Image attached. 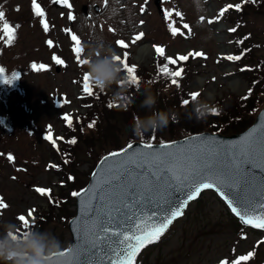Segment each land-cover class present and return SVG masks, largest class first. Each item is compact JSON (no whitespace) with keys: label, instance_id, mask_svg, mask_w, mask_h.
Wrapping results in <instances>:
<instances>
[{"label":"rangeland","instance_id":"obj_1","mask_svg":"<svg viewBox=\"0 0 264 264\" xmlns=\"http://www.w3.org/2000/svg\"><path fill=\"white\" fill-rule=\"evenodd\" d=\"M42 1L45 6L49 7L51 21L49 34L41 29L40 24L35 22L33 25L31 21L33 17L27 0H0V5L3 6L2 10L5 12V19H14L17 24H20V21L23 23L27 21L21 28L20 39L15 46L10 47L5 44V38L0 31V44L4 52L1 62L7 67L10 74L17 69L25 70V76L18 84L0 83V151L3 152V155H0V167L3 169L1 185L8 201V207L0 215V232L8 222L16 223L18 228H21L17 215L26 216L30 209L36 210L34 215L39 211L50 214L52 203L45 199V196L39 195L35 188L46 186L49 189L52 188L54 190L53 197L60 200L58 192L62 179L55 171L46 168V163L56 159V156L51 158L50 155L53 153L41 138L47 141L45 136L49 130L54 133L52 134L53 139L62 134L68 136V133H73L62 118L63 113L70 114L73 122V119L79 115L83 116L84 113L93 111V108L84 107L87 99H79L81 84L78 81H80L82 73L87 71V65L81 66L75 61L72 42L67 41L68 32L63 30L70 24L65 16L61 15L60 5L50 6L51 0ZM172 1L162 4L161 0H158V9L154 3L149 5L144 17L139 15L140 10L134 0H108L107 5L105 2L99 3L100 1L98 3H89L85 0L78 2V9L88 7L89 11V17L82 14L76 19V22L72 23V26L79 32L77 34L81 38L82 44L87 42L90 35L102 34L105 41L118 52L114 46L116 38H130L133 31H138L137 21L139 19L146 21V25L143 27L144 32L147 33L146 38L142 42L132 44L134 47L128 48V52L132 55L131 62L140 67L142 92L145 87L150 86L157 103L154 110L142 109L140 106H137L135 110L133 106L131 111L125 112L128 114L117 113L113 118L111 113L107 112L109 122H104L102 116L101 131L86 132L88 135L84 138L88 142L96 136L103 137V132L111 131L112 133L103 141V144H96L90 150L85 146H80L75 150L78 152V156L75 155L74 159L79 164L75 167L76 169H73L76 170L75 172L82 181L75 188L86 186L88 174L100 155L109 150L124 148L132 142L160 144V142L181 141L192 133L218 131H221L222 135L230 136L229 138L236 136L233 138L236 145L241 144L244 140L242 139L244 133L249 135V133H253V130H255L254 138L264 137V118L256 127L252 126L264 108V89L259 86L262 78L253 80L258 75H264V0L246 3L243 6L244 13L235 14L231 24L226 21L222 23L215 21L213 24H209L207 21L209 18H214L219 8L227 2H239L243 5V0ZM96 5L100 6L98 12L95 11ZM162 5H164L163 9ZM171 6L184 11L187 19L191 21V28L194 32L188 41L182 40L184 38L180 36L173 38L168 30V23H172L173 18L178 19L175 14L171 17V22L170 19H165V13L170 10ZM162 15L164 16L162 17ZM201 17L204 19L201 20ZM85 19L89 21V24L81 29V23ZM2 24L3 22H0V29ZM230 27H237L239 30L232 36L227 33ZM109 28L113 31H109ZM47 37L54 39L57 43L56 46H52V49L46 46ZM241 40L243 43H238ZM153 43L166 44L169 55L175 52H186L190 48H203L212 57L207 65L201 61L181 64L184 73L178 80L183 83V86L176 88L160 78L156 82L152 65L153 54L156 55ZM259 47L260 49H258ZM145 49L147 53L142 55ZM54 51L61 52L65 58L64 69L59 72L56 71L50 60V52ZM85 52L82 53V59L86 58ZM224 52L241 53L244 57L240 60L239 65L235 63L230 66L224 61L214 62L217 54ZM37 62L53 67L50 72L46 73L36 74V71L33 73L26 70L31 63ZM242 66L248 67L250 71L242 73ZM249 89L252 91L251 95L247 93ZM117 90L115 85L110 89H105L106 100L108 98L116 100ZM185 91L188 93L199 91L201 96L199 99L197 98L198 100L207 102L219 112L223 108L230 114L241 116L243 127L238 129L235 125H230L229 122H226L229 117L213 116L221 117L224 122L221 125L216 123L218 120L208 124L207 119L202 122L189 119L187 114L192 111V108H182L184 107L182 98ZM124 94L129 95V92L126 90ZM137 94L139 95V92ZM247 95L251 99H242ZM136 96L131 100H134ZM65 99L68 101L67 104L62 103ZM248 100L252 101L251 109L253 111H250V106L246 108L241 103ZM124 107L127 108V106ZM116 110L120 109H114V111ZM152 111L176 113L181 126L172 127L169 125L168 129L136 137L131 131L133 122L152 115ZM241 131L243 133L237 135ZM161 138L163 140H159ZM47 142L51 145L49 141ZM62 147H67V145ZM257 147L264 148V145ZM229 148L231 146L227 145V153L230 156ZM213 149L218 153L219 149L214 146V141H210L209 149L204 151L210 154L214 153ZM7 152L14 156V162L8 161ZM17 169L24 170L17 171ZM83 177H85V181ZM53 205L54 211L51 220L44 230L60 240L62 251H64L69 249L72 243L68 221L70 216L75 213V201L71 200V204H66L62 208H59L60 205L58 206L56 202ZM149 207H154V205ZM260 241H263V236L258 231L244 227L214 191H207L198 201L191 204L185 216L178 220L157 243L144 251V254L138 259V264H220L221 260H228L231 263L235 258L251 252ZM253 259L252 257L251 260Z\"/></svg>","mask_w":264,"mask_h":264},{"label":"snow or ice","instance_id":"obj_2","mask_svg":"<svg viewBox=\"0 0 264 264\" xmlns=\"http://www.w3.org/2000/svg\"><path fill=\"white\" fill-rule=\"evenodd\" d=\"M105 5H107L108 0H104ZM147 0H145V3ZM244 3L252 2L255 0H243ZM52 3L71 8L69 0H52ZM2 5H0V22H3L2 31L3 36L7 38L6 42L11 45L15 40L16 29L19 25L13 27L5 20V12L2 10ZM235 9L237 12L241 11L242 4L237 3L235 5L229 3L224 8H222L218 15L217 20L223 18L225 14L230 9ZM32 9L36 17H40V23L43 27L45 33L49 31V25L45 19V12L41 6L32 0ZM143 7L141 12H143ZM177 17L182 18V13L176 12ZM173 16L171 11L165 13V19L168 20ZM69 20H74L75 17L69 12ZM204 18L201 17V20ZM209 24L214 23L213 20L207 21ZM143 24V21H141ZM168 30L173 38H175L179 32V29L174 26V23H168ZM183 28L188 29L189 36L191 35V28L188 24H183ZM69 31L70 30H66ZM109 31L113 29L109 28ZM230 32L235 33L236 28H230ZM180 35H184L183 32H179ZM71 39L74 42L72 51L75 54L76 61L81 65H87L88 60L82 59V53L84 51L81 41L75 34H71ZM144 36L143 32L136 35L132 43L135 44L140 41ZM187 38V37H186ZM247 39V37H245ZM49 47H52L53 42L51 40L46 41ZM238 43H243V41H238ZM117 46L123 49L128 48V44L123 40L116 41ZM153 48L158 57H163L165 63L157 65V71L164 77L169 78L172 85L177 88L180 87V82L177 78H182L184 73V68L179 67L176 70L169 68V65H176L178 61H188L189 57H202L207 59L205 53L201 51L189 52L187 55H179L175 59L172 57H167L165 55V49L162 46L153 45ZM228 61H240L242 59L241 55H228L224 57ZM114 61L122 66V71L126 74V79L120 82V86L123 87L125 84L128 86L140 85L139 77L137 76V66H129L128 52L125 51L123 54V59L121 56H115ZM53 60L57 64L63 65L64 62L58 57L53 56ZM32 69L35 71L47 70V66L40 64L37 65L33 63L31 65ZM244 71V69H241ZM4 69L0 68V83L10 85L14 81L19 79V75L15 74L10 79L4 78ZM93 78L90 73L86 72L83 77V92L86 96H92L93 87H98L101 91L104 90L103 85L97 82L93 83ZM200 94L198 92L191 93V99L194 101ZM249 95H251V89H249ZM98 98V97H97ZM122 100H126V97H120ZM242 99H248V96L242 97ZM63 104H67L68 101L65 99ZM189 100L185 99L183 101L184 105H187ZM62 106V105H61ZM90 107V105H86ZM109 108L119 107L113 103L108 104ZM210 113L213 116L220 115V112L216 108H212ZM69 128L73 127V122L70 114H65L62 117ZM96 121L93 120L88 124V128H94ZM75 130V129H73ZM83 131V129H81ZM254 132L249 133L241 144L232 145L228 149L231 156V164L226 172H218L212 168L210 164H204L201 166L198 161L204 159V149L200 146L203 144H210L209 141H200V138L193 137L189 140L187 145H174L172 143L160 142L159 150L153 149L152 143H144L143 151L136 152L133 149L131 143L123 149L122 151L111 152L108 156H105L100 162L102 166V172L104 176L101 180L102 184L110 185L115 188H120L125 195L136 197L138 194L142 195L144 192L160 194L161 189L172 188L174 186H179L181 190L185 191L184 199L180 200L179 203L169 202L168 207L163 213L159 215H153L150 219L154 222H141L134 223L133 227L119 232L110 231L108 227H102L101 231L104 233V238L107 239L109 236L116 237L114 241L108 246V250L111 253L108 259L110 264H136V258L142 249L150 244H154L160 240V238L166 233L172 223L184 213V209L188 206L190 201L196 200L201 192L206 189H214L218 192L221 198L225 201L227 206L231 209V212L237 216L243 225H250L255 229L264 230V197H261L260 202H253L248 196H240L239 193L246 189H242V184H247L248 181L252 179V171L254 169H260L264 171V148H258V145H264V137L254 138ZM45 139L52 143L53 147H56V142L52 138L51 130L45 136ZM57 139L63 140V137H58ZM155 139V137H153ZM68 144H77V139L75 137L66 141ZM58 150V149H57ZM215 152L216 150L213 149ZM219 154V153H217ZM3 155V153H0ZM7 159L9 162H14V156L8 154ZM64 163H68L67 159ZM245 165L248 166V171H245ZM250 166V167H249ZM57 165H49V168H56ZM24 169H17V171H23ZM143 170V171H140ZM93 177H97V173L92 174ZM15 179V177H13ZM74 177L69 176L68 180H73ZM95 187V185H94ZM232 191L229 195L225 189ZM35 191L43 196H48L51 202V189H46L43 187L35 188ZM91 189H84L83 191H74L71 193L72 197H82L86 196ZM95 195V194H94ZM97 199H103V197L97 196ZM91 197L87 200L82 201V206L84 211L91 214L95 209L91 206ZM8 205L4 203L3 198H0V210L7 208ZM35 209H30L25 215H20L17 220L20 222L21 228H18L19 236L26 237L29 230L35 227L36 217L33 215ZM31 218V221L29 220ZM95 227V225H94ZM134 229V230H133ZM12 239H18L19 237L14 234H9ZM85 243H91L92 247H95L97 240L94 239L95 233L93 229H88L84 231ZM259 243H264L260 241ZM72 249L67 251H62L58 253L61 260H67L70 258ZM88 249L83 246L80 247V252L84 253ZM254 252H248L247 255H241L231 261V264H242V262L249 261L253 256ZM74 260H79V256L72 257ZM220 264H229L228 260H221Z\"/></svg>","mask_w":264,"mask_h":264},{"label":"water","instance_id":"obj_3","mask_svg":"<svg viewBox=\"0 0 264 264\" xmlns=\"http://www.w3.org/2000/svg\"><path fill=\"white\" fill-rule=\"evenodd\" d=\"M248 136L247 134L244 138ZM193 137L200 138V141H214V146L219 149V154L217 152L207 154L204 151V159L198 161V163L201 166L207 163L218 172H226L231 164V156L227 153V145H236L233 142V138L235 137L224 138L218 135L191 136L181 141L172 142V144L187 145ZM216 140L220 141L217 142ZM200 146L204 150H208L210 144L202 143ZM153 149L159 150V146L153 145ZM133 150L136 152L143 151V144H134L133 149L129 151ZM102 167H106V165L102 166L99 163L94 171V173L98 174L97 177L94 178L92 175L89 185L85 188L92 191L86 196L76 197V216L69 223V229L73 238L71 247L73 251L69 259L61 260V264H110L108 257L111 253L108 250V246L116 237L109 236L105 239L104 233L101 231L102 227H108L110 231L123 232L133 227L134 223L144 221L149 223L154 222L150 219L154 214L159 215L163 213L168 207L169 202L179 203L185 197V191L181 190L178 185L172 188L161 189L160 194L144 192L142 195L138 194L136 197L125 195L120 188L101 183L104 176ZM245 171H248L247 165H245ZM242 189L246 190L241 191L239 193L240 196L246 195L253 202H260L261 197H264V171L254 169L252 171V179L246 185L242 184ZM225 191L229 195L232 194V191L227 188ZM97 196L103 197V199H97ZM90 197L92 198L91 206L95 209L91 214L84 211L82 206V201ZM151 205H154V207H149ZM88 229H93L95 233L94 239L97 240L95 247H92L91 243H85L84 231ZM81 246L88 249V251L81 253ZM75 256H79V260L72 259Z\"/></svg>","mask_w":264,"mask_h":264},{"label":"clouds","instance_id":"obj_4","mask_svg":"<svg viewBox=\"0 0 264 264\" xmlns=\"http://www.w3.org/2000/svg\"><path fill=\"white\" fill-rule=\"evenodd\" d=\"M89 21L83 20L81 29L88 26ZM86 49L87 71L90 73L94 82L103 85L104 89H110L113 85H120L126 77L122 75V66L114 61L118 56L117 50L106 42L103 35H90L84 45ZM127 84L120 87L115 98L120 99L125 96ZM142 95L141 107L154 110L157 100L151 92V88L145 87ZM212 107L205 101L197 100L193 103L192 111L188 113L189 119H195L198 122L205 121ZM176 121V113L165 111H152V115L143 119L136 120L131 126V131L136 137H143L145 134L162 130L170 122ZM17 235L18 239H12L9 234ZM62 252L60 240L50 232L39 230H29L26 237L19 236L16 223L8 222L3 226L0 232V264H61L58 253Z\"/></svg>","mask_w":264,"mask_h":264},{"label":"trees","instance_id":"obj_5","mask_svg":"<svg viewBox=\"0 0 264 264\" xmlns=\"http://www.w3.org/2000/svg\"><path fill=\"white\" fill-rule=\"evenodd\" d=\"M18 29H16L17 31ZM0 68L4 69V73L5 72H9L7 67L1 62L0 59ZM28 70V69H26ZM25 70H21L19 71L18 74L20 77L22 75H24L25 73H23ZM4 78H7L4 75ZM95 83V82H93ZM114 86V85H113ZM105 90V89H104ZM104 90L101 91L99 88H96V90L94 91V95L92 96H88L87 100L85 101V107L86 105H90V107H86L87 109H91L93 108L92 112H86L84 113V115H79L78 118L75 119V122L73 124V127L71 128V130L73 131V133L69 134L68 133V138L71 139L73 137H75L77 139V144L75 145H71L67 143V147H65L64 151L61 152H57L56 150H51V152L53 153L51 156V158H53L54 156H56V159H52V163L57 162L59 165V168L55 170V173L60 175L61 177V181L64 182V184L66 185V187L64 186H60V190H59V196H60V200H56L53 195L51 196V203H52V211L50 212V214H46V213H39L36 216V221H35V227L30 229V230H39L41 232H44L48 222L51 220V215L52 212L54 211L53 209V204H56L59 206V208H62L64 205L66 204H71V200L75 201L74 197H71L70 193L74 192V191H79L81 188H75L76 186H78L79 184L82 183V181L80 180L78 174L75 172L76 170H74L73 168L77 167L79 164V162H77L76 159H74V156H78V152H75V150H77L78 148H80V146H85L88 150H90L92 147H94V145L96 144H103V141L106 140L109 135H111V131L109 132H103V137L100 136H96L95 138L91 139L89 142L87 139H85L84 137L88 134H86V132H90V131H101L100 127H101V123H102V116H103V121L104 122H109V118L107 117V112H110L112 115V118L115 117L117 115V113H122V114H128L125 112L131 111L133 106L134 109L136 110L137 106L141 107V102L144 99V96L142 95V90L141 87L139 89H135L133 91V97L136 96L137 92H139V95L137 94V96L135 97V99L131 100L129 103V106H127V108H125L122 104L119 105V107H112L109 108L108 104L111 103V99L112 98H108V100H106V96L104 94ZM127 92H130V90L126 89ZM141 92V93H140ZM98 97V98H97ZM139 104V105H138ZM243 106H245L246 108H248L250 106V111H252L253 109H251V107L253 106L252 101L249 100L247 102L242 103ZM117 105V104H115ZM131 105V106H130ZM192 104H189L185 107H182L183 109H188L189 107L192 108ZM142 108V107H141ZM221 108V107H220ZM114 109H120V110H116L114 111ZM145 109V108H142ZM223 118L225 117H229L227 119L226 122H229L230 125H235L238 129H241L243 127L242 124V117L237 115V114H230L227 111H225L223 108L220 109V115ZM221 117L217 118V117H213V115L210 113L208 118H207V123H213L212 121L214 120H218L216 123L221 125L224 122L222 121ZM135 118V115H134ZM232 119L233 121L230 122L229 120ZM93 120L96 121V125L94 128H88V124L91 123ZM215 122V121H214ZM169 125L173 126H178L181 124L178 123L177 120V116H176V121L175 122H170ZM169 125L164 128V129H168ZM75 129V130H73ZM81 129H83V131H81ZM69 130V129H68ZM225 132V131H224ZM242 132V131H241ZM240 133V132H239ZM159 140H163L162 138ZM92 141H95L96 143H93ZM92 142V143H91ZM119 149V148H118ZM117 149H113L111 151H114ZM110 152L107 151L105 153H103L102 155L99 156V158H97V160L95 161V163L106 153ZM0 153H3L0 151ZM8 152L6 153L7 156ZM69 157V158H68ZM71 157V158H70ZM67 159L68 163H64V161ZM51 161H48L47 163H50ZM76 169V168H75ZM78 171V170H77ZM2 173H3V169H1L0 167V195L3 198V201H5L6 203H8L5 194L3 193V187L1 185V179H2ZM72 176L74 177L73 180H68V177ZM89 176V174H88ZM85 177H83V180ZM88 182V180H86ZM87 182L85 184H87ZM68 193V196H67ZM67 196V197H65ZM0 215H1V210H0ZM74 216L71 215L69 219H71ZM259 254L258 257L255 261H251L248 264H264V245L258 250Z\"/></svg>","mask_w":264,"mask_h":264},{"label":"bare ground","instance_id":"obj_6","mask_svg":"<svg viewBox=\"0 0 264 264\" xmlns=\"http://www.w3.org/2000/svg\"><path fill=\"white\" fill-rule=\"evenodd\" d=\"M143 53H144V54H143ZM143 53H142V55H145V53H147V50L145 49Z\"/></svg>","mask_w":264,"mask_h":264}]
</instances>
